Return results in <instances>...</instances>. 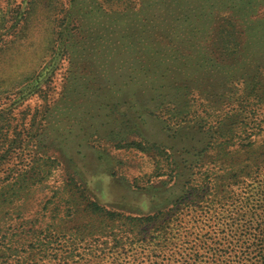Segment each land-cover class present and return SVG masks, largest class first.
Masks as SVG:
<instances>
[{
	"label": "rangeland",
	"instance_id": "374dc122",
	"mask_svg": "<svg viewBox=\"0 0 264 264\" xmlns=\"http://www.w3.org/2000/svg\"><path fill=\"white\" fill-rule=\"evenodd\" d=\"M78 1L97 12L94 20L86 18L93 31L108 30L100 51L89 41L84 51L92 53L84 61L79 54L59 61L57 53L58 22L70 0H0V187L7 207L0 213V250L17 244L23 256L38 252L23 230L35 226L42 228L38 237L56 231L46 249L77 247L86 260L59 264H155L147 241L74 243L75 234L89 233L86 224L92 233L107 226L83 210L84 195L124 214L122 225H129L127 216L166 209L196 185L199 159L210 162L214 145L208 144L220 132H228L230 150L241 149L237 158L247 149L252 157L264 151V0H209L217 12L238 17L244 51L232 60L207 54L201 64L174 53L192 47L195 59L205 50L187 45L189 35L182 32L189 28L168 19L172 9L150 14L152 24L167 19L169 28H160L170 37L162 35L168 58L154 53L147 74L130 69V48L121 55L130 43L121 38L129 32L130 6L102 0L106 11L99 12L96 0ZM135 1L134 12L143 0ZM167 1L190 12L203 0ZM118 24L125 34L120 38L113 33ZM238 193H223L214 216L244 217ZM9 238L17 243L9 246Z\"/></svg>",
	"mask_w": 264,
	"mask_h": 264
},
{
	"label": "trees",
	"instance_id": "16d2710c",
	"mask_svg": "<svg viewBox=\"0 0 264 264\" xmlns=\"http://www.w3.org/2000/svg\"><path fill=\"white\" fill-rule=\"evenodd\" d=\"M84 1L88 0H81L80 2L85 4ZM104 1L113 2L120 6H130L129 32L127 31L126 36L121 37L125 34L122 33V27L118 24L117 27L114 25L113 33L119 38L127 36L130 38V43L126 48L117 45L119 49L123 48L124 52L121 55L125 53L124 49L130 48L131 58L134 60L130 69L138 66L139 70L137 72L144 71L147 74L152 71L149 64L150 60L154 58V53L160 57H167L168 53H166L162 42V35L166 38L170 37V34L166 33L169 24H164L167 19L152 24L149 17L150 14L156 16L160 8L164 10V6L174 12L168 15V19L175 24L176 21L179 22L180 27L189 28L187 32H182L189 35L190 40L187 41V45L193 46L196 45L194 42L200 43V47L205 50L204 52L197 50L198 53H196L195 59L194 53H191L194 51L192 47H190L191 49L185 48V51L178 48L174 52L175 54H180V56L187 59H193L194 63L201 64L204 63L202 60L206 58L207 54L218 53L215 58L222 57L232 60L241 56L244 51L242 41L239 38L245 32V29L236 24L235 19L238 17L224 11L217 12L214 9V3H209V0H203L195 11L190 12H178L172 8L167 0H143L139 3L141 8L136 12H134V9L139 1ZM172 1H174V4L181 3V0ZM185 1L188 2V0ZM192 2L193 0L189 3ZM78 3V0H70L69 6H65L62 17L58 22L57 53L61 52V56L57 54L58 57H61L59 61L74 58L78 56L77 54L82 57V61L88 60L84 56L87 55L88 57L92 51L88 53L84 50L88 49L89 41H93L94 47L99 51L105 42L103 32H108V30L97 29L98 31H93V28L89 27V20H86V18L94 20L97 12L95 11L96 14L94 15L86 4L83 7H78ZM103 4L102 0H96L95 9L99 12L106 11ZM149 7L154 12L146 13ZM117 11L112 10L113 13ZM18 14L20 16V13ZM169 16H172V18H169ZM174 16L175 18H173ZM161 25L168 28H160ZM215 41L218 44L213 45L212 43ZM80 43L83 44L82 47ZM198 56L202 58H198ZM162 59L165 58H161L160 61ZM156 80L160 81L159 76L155 78ZM226 136H228V132L222 131L219 136L222 137L221 141H219L220 138L219 140L214 139L208 144L214 145V152L211 155L210 162L199 159L200 163L197 165L200 168L198 175L192 179V182H195L196 185H188V190L179 195L172 205L166 209L148 215L127 216L126 219L129 220V225H122L124 214L107 209L86 193L84 195L83 210L90 218H102L101 221L107 222V226L99 228L98 233H92V226L86 224L85 228L89 233L80 236L75 234L76 239H72V241L74 243L85 242L86 244L99 243L102 237L105 242L111 240L122 243L147 241L151 244L152 249L147 254L148 256H154L155 261H152V263L155 264L156 262H158L157 264H264V151H261L258 156L252 157L249 154L250 150L247 149L245 157L237 158L234 152L241 149L230 150L232 142ZM132 144L141 146L137 141H133ZM148 145L158 148L156 144ZM261 176L263 177L262 181ZM32 178H28L29 185L32 183L30 181ZM254 182L255 186L253 185ZM256 183H259V185H256ZM28 184L27 186H29ZM223 193H238L236 195L242 193L240 204L244 208V217L237 219L234 216L228 218L214 216L218 209L216 205L222 201ZM3 194L4 190L1 186L0 213H3L2 211L7 208L6 198L3 197ZM253 207L256 208L253 209ZM8 210L10 209H6V211ZM186 217H189V219ZM109 223H113L110 228ZM111 228H115L116 231L111 233ZM1 230L2 227L0 226ZM23 230L27 231L26 234L33 240L34 246L40 247L39 251H31L23 256L17 250V244L13 248L5 247L3 251L0 250V264H7L8 258L15 260L13 264H23L26 261L27 264H59L58 260L64 263H68L69 260L73 263L86 261L85 256L81 252L78 253L77 247H75V251L73 247H67L63 250L53 249V251H50V248L46 249V245L53 242L51 237L55 235L56 231L50 237L47 235L48 238L47 236H37L42 230L41 227L31 226L29 229L23 228ZM45 230L47 233L52 232L50 227ZM8 242L11 243L9 246H12L17 243V239L12 240L9 238ZM19 244L24 243L19 240ZM38 256L39 258H37Z\"/></svg>",
	"mask_w": 264,
	"mask_h": 264
}]
</instances>
